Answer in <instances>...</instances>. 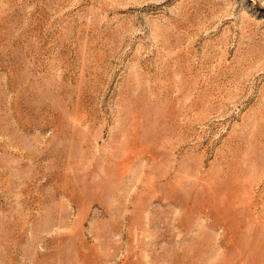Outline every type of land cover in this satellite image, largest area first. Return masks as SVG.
<instances>
[{"label": "rangeland", "instance_id": "rangeland-1", "mask_svg": "<svg viewBox=\"0 0 264 264\" xmlns=\"http://www.w3.org/2000/svg\"><path fill=\"white\" fill-rule=\"evenodd\" d=\"M0 264H264V0H0Z\"/></svg>", "mask_w": 264, "mask_h": 264}]
</instances>
